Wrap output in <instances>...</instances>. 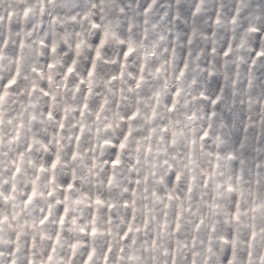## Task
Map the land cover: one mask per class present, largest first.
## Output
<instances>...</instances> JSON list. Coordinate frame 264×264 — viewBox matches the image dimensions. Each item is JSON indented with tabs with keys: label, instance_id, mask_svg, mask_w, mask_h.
Wrapping results in <instances>:
<instances>
[{
	"label": "clouds",
	"instance_id": "9594fccd",
	"mask_svg": "<svg viewBox=\"0 0 264 264\" xmlns=\"http://www.w3.org/2000/svg\"><path fill=\"white\" fill-rule=\"evenodd\" d=\"M0 264H264V0H0Z\"/></svg>",
	"mask_w": 264,
	"mask_h": 264
}]
</instances>
